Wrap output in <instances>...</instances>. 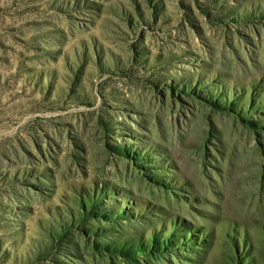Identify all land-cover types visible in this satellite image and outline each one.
<instances>
[{
	"label": "rangeland",
	"instance_id": "374dc122",
	"mask_svg": "<svg viewBox=\"0 0 264 264\" xmlns=\"http://www.w3.org/2000/svg\"><path fill=\"white\" fill-rule=\"evenodd\" d=\"M0 264H264V0H0Z\"/></svg>",
	"mask_w": 264,
	"mask_h": 264
}]
</instances>
